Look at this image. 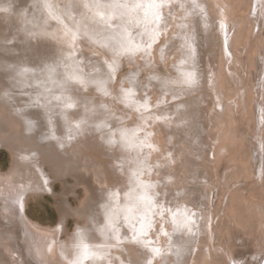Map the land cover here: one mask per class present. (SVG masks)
Returning <instances> with one entry per match:
<instances>
[{
	"label": "bare ground",
	"instance_id": "1",
	"mask_svg": "<svg viewBox=\"0 0 264 264\" xmlns=\"http://www.w3.org/2000/svg\"><path fill=\"white\" fill-rule=\"evenodd\" d=\"M67 1L0 0V264H264V0Z\"/></svg>",
	"mask_w": 264,
	"mask_h": 264
},
{
	"label": "rangeland",
	"instance_id": "2",
	"mask_svg": "<svg viewBox=\"0 0 264 264\" xmlns=\"http://www.w3.org/2000/svg\"><path fill=\"white\" fill-rule=\"evenodd\" d=\"M11 1V0H10ZM61 1H63V4L66 6V5H70V3L67 1V0H61ZM13 2V1H12ZM14 2H16L17 3V0H14ZM22 2H23V4L25 3V4H27V12L29 11V9L28 8H30L31 6L27 3V0H18V3H17V5H16V3H15V5L18 7L19 6V4L21 3L22 4ZM30 3V2H29ZM54 4H55V2H53ZM24 4V5H25ZM56 4H58V2L56 3ZM29 6V7H28ZM86 13L88 14V10H86ZM53 22H55L53 19H49L48 20V22H47V27H52L54 24H53ZM2 25H4V24H2ZM2 25L0 26V27H2ZM17 25V24H16ZM164 25H165V23H164ZM164 25H163V27H164ZM2 30V29H1ZM99 30V32H101L102 31V29L100 28V29H98ZM170 31V25L169 26H167V28H166V30H165V37H168L167 35H166V33H170L169 32ZM2 33L5 35H7L8 33H9V31L7 30V31H2ZM263 35H264V32H263ZM47 40V42L48 41H50L49 40V38H46ZM78 40L79 39H74L73 41H72V48L68 51V53H72V54H74V55H77V54H80V55H87L86 53H88V51L86 52L85 50H87V46H84L83 44H81L80 45V43H78ZM169 40V39H168ZM42 42L43 43H47V42H44L43 40H42ZM41 42V43H42ZM51 42V41H50ZM167 42V41H166ZM13 44H16V45H18V44H20V43H15V42H12V43H10V45H13ZM34 44V43H33ZM139 45H140V42H139ZM28 46H30V45H28ZM36 46H39V44L38 45H35V47ZM44 47H46V48H44V47H42V46H39V47H41L42 48V50H40V49H38V51L40 50V52H39V54H38V52H37V54H38V56H35L36 58H41V57H43L44 56V53H46L45 55L46 56H48L47 55V52L48 51H51L50 49V47L48 46H45V45H43ZM45 49V51H43ZM46 49H48V50H46ZM88 50H90V51H93V47L92 46H89L88 47ZM41 51H43L42 53H41ZM29 52H32V51H29ZM53 53V52H52ZM92 53V55H94V56H96L97 54H95V53H93V52H91ZM40 54H42V55H40ZM29 55H30V53H29ZM54 57V56H53ZM52 57V58H53ZM90 58H92V56L90 57ZM125 63H120L119 65H118V67H117V69L118 70H116L115 69V71L117 72V74H116V76H115V80H114V82H112V85L114 84V83H116L117 82V80H119V82H122V84L123 83H126V84H128V81L127 80H125L123 77V75H122V73L123 74H128V72H129V65H128V63H127V61H124ZM128 71V72H127ZM143 74V75H142ZM144 75H146V72L145 71H143L142 73L140 72V70H138V75H137V77H138V79H137V81L140 83V79H142V80H144L143 79V77H144ZM5 82H7V81H5ZM146 83H153V82H149V81H145ZM16 90V89H15ZM150 90H151V97H153L152 96V94H155L156 96H154L156 99H159L160 97H164V95H162V94H164V93H162V91L161 90H158V88H157V86H155V83H153V87H150ZM49 90H46L45 92H46V94H48L49 92H48ZM22 97H26L25 95H21ZM20 96V97H21ZM150 97V98H151ZM165 98V97H164ZM15 99V98H14ZM17 101V100H16ZM21 104H23V102L21 101ZM20 104V105H21ZM5 106H6V104H5ZM7 110H9L8 108H7ZM6 110V111H7ZM29 110H34L35 111V109H29ZM37 110V109H36ZM53 116V115H52ZM54 117V116H53ZM53 117H51V118H49L51 121H53L52 122V124H54L55 126L57 125V123H55V120L54 119H52ZM3 120H5V119H3ZM3 120H1V121H3ZM51 121H50V123H51ZM57 122V121H56ZM3 122H1V124H2ZM49 123V125H51ZM36 128H38L39 129V127L37 126V127H35V130H37ZM57 128V127H56ZM34 133H36V131H34ZM12 166V157H11V153L7 150V149H5V148H0V172H6V171H8L9 169H10V167ZM156 169V168H155ZM190 169H191V172H190V174H195V173H193L194 171L192 170V169H196V167H193L192 165H191V167H190ZM48 174H49V172H48ZM52 177H53V175L52 174H50ZM49 175V176H50ZM154 175H156L158 178H160L161 176L159 175V171L156 169L155 170V174ZM67 180L69 181V183L70 184H72V183H75V180L69 175V177H67ZM186 181L188 182V183H194V180H192V179H189V180H187L186 179ZM196 182V181H195ZM101 186H104V185H101ZM173 186V185H172ZM53 190H54V192L55 193H57V194H60L61 192H62V185H61V183L59 182V181H55L54 182V184H53ZM76 193L75 194H71V195H69L68 197H67V202L68 203H70L69 205L70 206H72V207H80V205L82 204V202L84 201V199H85V197H86V195H85V191H84V189L82 188V187H78L76 190ZM26 214H28V217L30 218V220H32V221H34L35 223H37V224H39L40 226H43V227H55V226H57V224L59 223V214H58V210H57V206H56V200H55V198L50 194H48V195H46V194H43L42 196H38V197H35V199H32V200H30L29 201V203H28V205H27V207H26ZM138 220V219H137ZM83 222V220H78L76 217H69L68 218V220L66 221V227H67V229H68V231L70 232V233H72L73 231H74V229H75V227H76V224H81ZM130 222H134V223H136V220H132V221H130ZM119 223V221H117V224ZM83 224V223H82ZM123 224H125L124 225V229L126 230V231H128V233H129V228H126L128 225L127 224H129V222H127V221H125L124 220V222H123ZM132 229V228H131ZM130 233H132V231L130 232ZM130 235V234H129ZM131 236V235H130ZM137 237H139V236H137ZM137 237H135V239L137 238ZM63 238H65V236L63 237ZM135 241V240H134ZM147 241H149L150 242V240H147ZM134 243V242H133ZM126 244L127 245H129L127 242H126ZM135 248L137 247V246H134ZM138 248H140V247H138ZM146 250H147V248H145ZM128 260V259H127ZM135 261V260H134ZM138 261V263L140 264V258L137 260ZM136 262V261H135Z\"/></svg>",
	"mask_w": 264,
	"mask_h": 264
},
{
	"label": "snow or ice",
	"instance_id": "3",
	"mask_svg": "<svg viewBox=\"0 0 264 264\" xmlns=\"http://www.w3.org/2000/svg\"><path fill=\"white\" fill-rule=\"evenodd\" d=\"M116 6L128 9L130 12L131 11H135L136 9H139L140 7H142V5H140V4H133V5H129V4L120 5V4H118ZM158 6H160V5H157V7ZM85 7H87V5H85ZM155 18H156L157 21L160 19L159 15H156ZM126 51H131V50L130 49H126ZM185 82L191 84L193 81L191 80V77L189 76L188 78H186ZM68 107H72V105L69 104ZM134 239H135V237H134ZM152 251H153V253L155 255H158L160 250L159 249H152ZM149 264H151V261H149Z\"/></svg>",
	"mask_w": 264,
	"mask_h": 264
}]
</instances>
